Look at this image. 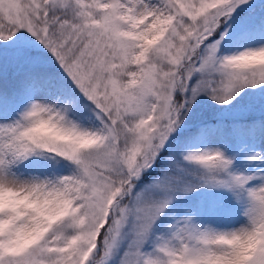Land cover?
<instances>
[{
  "label": "snow or ice",
  "instance_id": "6c2138e0",
  "mask_svg": "<svg viewBox=\"0 0 264 264\" xmlns=\"http://www.w3.org/2000/svg\"><path fill=\"white\" fill-rule=\"evenodd\" d=\"M0 264H264V0H0Z\"/></svg>",
  "mask_w": 264,
  "mask_h": 264
}]
</instances>
